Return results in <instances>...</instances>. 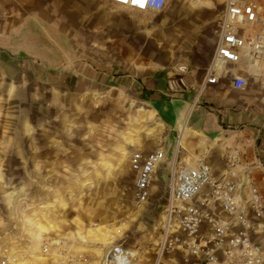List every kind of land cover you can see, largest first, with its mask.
Returning <instances> with one entry per match:
<instances>
[{"label": "rangeland", "instance_id": "obj_1", "mask_svg": "<svg viewBox=\"0 0 264 264\" xmlns=\"http://www.w3.org/2000/svg\"><path fill=\"white\" fill-rule=\"evenodd\" d=\"M34 1L31 14L66 23L73 39L82 15L79 27L86 45L91 33L85 25L95 13L126 10L127 17L143 19L147 25L159 23L161 61L173 69L181 64L205 66L211 60L225 0H170L163 12L143 16L111 0ZM103 30L96 32L101 47ZM0 94V145L11 149L0 154V260L8 255L11 264H61L60 253L66 249L75 264H102L111 246L124 243L138 250L135 264H155L173 164L159 168L152 197L143 204L136 199L131 157L137 151L161 148L171 160L179 137L177 143L173 135L169 137L170 128L139 99L138 90L103 88L75 96L20 83ZM232 97L240 101L237 94ZM212 106L221 118L223 108L217 102ZM208 127L214 136L215 123L208 121ZM249 139L244 136L236 142L247 147ZM229 147L235 146H226L221 159L233 149ZM193 151L181 147L180 169L190 166ZM204 154L207 159L216 156L212 151ZM45 240H64L65 245L45 253ZM162 258L170 264H196L184 248L166 251Z\"/></svg>", "mask_w": 264, "mask_h": 264}, {"label": "crops", "instance_id": "obj_2", "mask_svg": "<svg viewBox=\"0 0 264 264\" xmlns=\"http://www.w3.org/2000/svg\"><path fill=\"white\" fill-rule=\"evenodd\" d=\"M225 3L226 0L216 21V41L218 20ZM35 4L34 0H0V93L20 83H34L45 90L75 96L103 88H136L139 99L170 128L169 137L173 135L177 143L181 135L179 145L187 151L194 149L190 166L194 165L196 155L212 151L216 156L207 160L216 176L222 174L225 159H221V154L226 146L233 144L235 147L229 148L239 147L244 154L247 152L245 160L253 165L254 176L264 191V57L257 66L242 64L231 71L233 76L241 74L250 79L245 91L233 90L230 79L222 71H219L222 79L218 84L203 88L215 49L205 66L181 64L171 69L161 61L162 27L159 23L147 25L143 19L127 17L126 10L107 11L104 15L95 13L89 25H85L91 33L86 45L81 40L79 27L82 15L75 24L78 29L75 28L76 39H73L66 23L49 20L41 13L31 14L30 9ZM138 13L143 16L161 12ZM102 29L104 47L96 44L100 37L96 32ZM181 67L186 69L188 83L184 88H175L172 81L180 78ZM225 81H229L228 86ZM233 94L240 96V101L236 102ZM216 102L223 108L219 110L221 118L212 112ZM208 121L215 123L214 136L208 133ZM223 122L225 125H221ZM184 125L187 129L182 132ZM240 126L250 128L238 130ZM2 136L0 129V140ZM244 136L250 138V143L245 142L247 147L236 142ZM256 142L260 143L259 156L255 152ZM8 150L11 149L0 145V154L11 152Z\"/></svg>", "mask_w": 264, "mask_h": 264}, {"label": "built area", "instance_id": "obj_3", "mask_svg": "<svg viewBox=\"0 0 264 264\" xmlns=\"http://www.w3.org/2000/svg\"><path fill=\"white\" fill-rule=\"evenodd\" d=\"M111 1L136 11L162 12L170 0ZM263 57L264 0H226L203 88L218 84L222 71L233 90L245 91L250 79L241 74L233 76L231 71L242 64L257 66ZM185 71L181 67L180 78L172 81L173 87H186ZM181 147L178 141L171 160L161 148L137 151L131 157L136 199L143 204L152 197L159 168L170 161L173 164L155 264H165L159 258L166 251L179 248L186 249L196 264H264V191L242 149L233 148L224 155L225 169L216 176L205 154L196 155L193 166L180 169ZM44 242L45 253L56 245H65L64 240ZM71 256L64 249L60 253L61 264H75ZM138 256L137 249L118 243L106 251L102 264H135ZM11 263L8 255L0 260V264Z\"/></svg>", "mask_w": 264, "mask_h": 264}, {"label": "bare ground", "instance_id": "obj_4", "mask_svg": "<svg viewBox=\"0 0 264 264\" xmlns=\"http://www.w3.org/2000/svg\"><path fill=\"white\" fill-rule=\"evenodd\" d=\"M121 6V5H120ZM187 129V127H185V125H184V127H183V131L182 132H185V130ZM162 255V254H161ZM160 255V256H161ZM163 263H165V264H170V263H168V262H166V261H164V259L162 258V256L159 258Z\"/></svg>", "mask_w": 264, "mask_h": 264}]
</instances>
